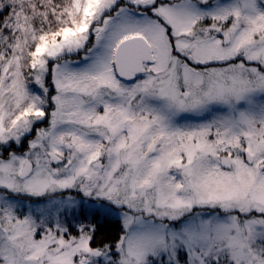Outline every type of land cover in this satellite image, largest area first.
Here are the masks:
<instances>
[{
	"label": "snow or ice",
	"instance_id": "1",
	"mask_svg": "<svg viewBox=\"0 0 264 264\" xmlns=\"http://www.w3.org/2000/svg\"><path fill=\"white\" fill-rule=\"evenodd\" d=\"M0 264H264V0H0Z\"/></svg>",
	"mask_w": 264,
	"mask_h": 264
},
{
	"label": "trees",
	"instance_id": "2",
	"mask_svg": "<svg viewBox=\"0 0 264 264\" xmlns=\"http://www.w3.org/2000/svg\"><path fill=\"white\" fill-rule=\"evenodd\" d=\"M119 233V220L116 217H110L101 224V231L98 233V239H112Z\"/></svg>",
	"mask_w": 264,
	"mask_h": 264
},
{
	"label": "rangeland",
	"instance_id": "3",
	"mask_svg": "<svg viewBox=\"0 0 264 264\" xmlns=\"http://www.w3.org/2000/svg\"><path fill=\"white\" fill-rule=\"evenodd\" d=\"M19 151H23V149H21V150H19ZM67 194H70V195H73V196H75L76 195V193L73 191V192H71V193H67ZM113 217H116L115 215H113Z\"/></svg>",
	"mask_w": 264,
	"mask_h": 264
},
{
	"label": "flooded vegetation",
	"instance_id": "4",
	"mask_svg": "<svg viewBox=\"0 0 264 264\" xmlns=\"http://www.w3.org/2000/svg\"><path fill=\"white\" fill-rule=\"evenodd\" d=\"M19 150H21V149H19ZM19 150H18V151H19ZM112 217H113V216H112Z\"/></svg>",
	"mask_w": 264,
	"mask_h": 264
}]
</instances>
